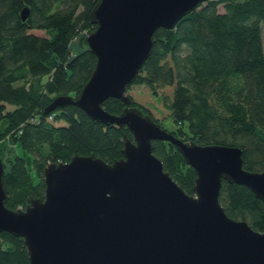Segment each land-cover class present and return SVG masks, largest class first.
Segmentation results:
<instances>
[{"label":"trees","instance_id":"trees-1","mask_svg":"<svg viewBox=\"0 0 264 264\" xmlns=\"http://www.w3.org/2000/svg\"><path fill=\"white\" fill-rule=\"evenodd\" d=\"M97 1L0 0V155L10 208L24 207L31 192L43 194L46 164L89 153L111 162L123 156V131L131 137L126 126L98 121L73 103L43 112L56 95L75 96L95 66L83 38L94 27ZM263 23L264 0H204L173 27H158L151 53L127 84L129 104L160 123L169 117L175 128L168 130L183 139L238 145L243 166L262 169ZM102 106L118 113L124 103L108 97ZM152 144L164 169L192 193L196 172L182 153L167 140ZM219 200L229 216L264 230V203L247 185L223 179ZM0 264H29L22 236L0 232Z\"/></svg>","mask_w":264,"mask_h":264},{"label":"water","instance_id":"water-1","mask_svg":"<svg viewBox=\"0 0 264 264\" xmlns=\"http://www.w3.org/2000/svg\"><path fill=\"white\" fill-rule=\"evenodd\" d=\"M204 0H98L94 27L84 36L95 66L75 95L59 94L44 107L73 103L105 124L126 126L123 156L109 162L94 153L43 167L42 195L24 207L4 203L0 155V232L22 236L29 264H264V230L229 216L220 200L222 180L247 185L264 203V167L243 166L238 145L176 136L129 104L134 80L153 45V33L171 28ZM28 6L21 8L25 19ZM120 98L118 113L102 102ZM154 139L173 143L195 172L186 192L153 152Z\"/></svg>","mask_w":264,"mask_h":264},{"label":"rangeland","instance_id":"rangeland-1","mask_svg":"<svg viewBox=\"0 0 264 264\" xmlns=\"http://www.w3.org/2000/svg\"><path fill=\"white\" fill-rule=\"evenodd\" d=\"M219 8L222 9L221 4L219 5ZM30 30L32 32H34V33L45 34V31L43 29L33 28V29H30ZM262 39H263V49H264V23L262 24ZM78 43H79L78 38L77 39L75 38L73 40V42H72V44H78ZM7 106L8 107H12L13 105L12 104H7ZM64 122H65L64 120H58L57 121L58 124H62ZM162 124L167 129H173V128H175L174 122L169 117L164 118ZM27 166L29 167L30 172L33 173L32 164L30 162H27Z\"/></svg>","mask_w":264,"mask_h":264},{"label":"built area","instance_id":"built-area-1","mask_svg":"<svg viewBox=\"0 0 264 264\" xmlns=\"http://www.w3.org/2000/svg\"><path fill=\"white\" fill-rule=\"evenodd\" d=\"M87 33H88V32H87ZM87 33H86V34H87Z\"/></svg>","mask_w":264,"mask_h":264}]
</instances>
